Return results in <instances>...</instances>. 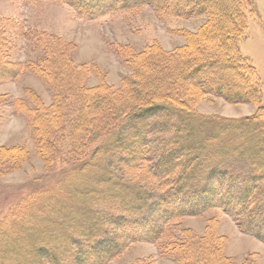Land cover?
<instances>
[{
	"label": "trees",
	"instance_id": "obj_1",
	"mask_svg": "<svg viewBox=\"0 0 264 264\" xmlns=\"http://www.w3.org/2000/svg\"><path fill=\"white\" fill-rule=\"evenodd\" d=\"M20 1L30 4L40 0ZM55 1L90 20L149 6L162 16H203L207 22L196 32L185 34L187 42L173 51L155 43L141 52H131L125 59L134 73L123 78L119 88L107 87L101 80L98 87L84 90H78V82L76 86L66 84L63 66H70L74 76L92 70L73 65L68 55L70 46L57 43V48L45 47L50 40L42 36L35 41L45 54L43 58L12 65L7 61L0 30V83L28 72L51 84L54 99L50 106L31 88L24 89V97L12 100L14 111L33 129L37 151L38 146L44 149L40 143L45 137L51 153H60L56 133L70 110L83 128L91 130L84 134L82 158L88 156L91 144L98 142L90 159L103 156L108 160L110 167L109 163L105 166L113 178L106 183L115 188L114 200L108 205H113L117 213L105 214L91 205L88 211L84 209L67 220V227L56 219L51 232L41 231L37 248H30V256L35 258L31 264H110L128 242L155 243L161 255L173 257L177 264H233L224 252L223 238L211 227L202 237L192 238L187 230L181 240L167 235L181 218L202 214L216 204L235 217L243 232L264 242V148L253 147L264 144L263 84L252 61L240 50L248 27L245 9L253 14L254 1ZM6 97L0 94V107ZM216 98L256 109L238 120L197 110L201 101ZM41 119L47 123L43 136L38 123ZM28 156L24 147L0 146V166H16ZM113 162L120 166L119 175L110 169ZM102 193L95 190L92 194L106 204ZM98 201L94 200L95 204L103 206ZM85 212L93 221L86 222L90 231L95 230L77 235V241L73 231H78L69 222H78L77 217ZM101 229L103 236L96 239L100 233L95 232ZM56 242L63 246L48 248L49 243ZM193 247L199 249L204 260L190 253ZM185 251L190 255L183 257ZM0 264L8 263L2 259Z\"/></svg>",
	"mask_w": 264,
	"mask_h": 264
},
{
	"label": "rangeland",
	"instance_id": "obj_2",
	"mask_svg": "<svg viewBox=\"0 0 264 264\" xmlns=\"http://www.w3.org/2000/svg\"><path fill=\"white\" fill-rule=\"evenodd\" d=\"M253 1L254 13L245 9L248 27L246 38L240 43V50L259 73L264 105V0ZM206 22L207 18L203 16H162L149 6L135 12H118L90 20L79 16L72 7L55 0H40L30 4H23L20 0H0V30H3L2 39L9 64L43 58L45 54L35 41L42 36L50 40L44 43L45 47L57 48L60 45L57 43H64L70 46L68 55L73 65L92 69L87 75L80 73L74 76L70 66L62 67L68 81L66 84L76 86L75 82H78V90L96 88L101 80L107 87L119 88L123 78L134 73L130 61L125 59L131 52H141L155 43L164 50L173 51L187 42L185 34L196 32ZM36 35H39L38 39L34 38ZM37 42L43 44L42 41ZM48 84L46 79L43 82L28 72L14 80L0 83V94L7 95L5 104L0 107V146L24 147L29 155L28 159L16 166H0V260H6L8 264L34 263L30 248H37L41 231L45 229L51 232L52 222L58 218L59 224L64 222L63 225L67 227V220L76 218L84 209L88 211L91 205L100 207V211L105 214H108L107 211L112 214L116 212L113 205H108L114 200L115 193L114 185L106 183L113 178L108 170L110 163L103 156L90 159L99 143L95 141L91 144L85 159L81 156V146L86 141L84 134L91 130L83 128L75 119L76 116L67 110L63 127L56 133L60 153H51L45 137L40 143L44 149L38 146L37 151L33 129L29 128L24 116L14 111L12 100L24 97L25 88H31L46 106H50L54 97L49 88L51 84ZM255 109L253 105L231 104L222 98L213 101L205 99L197 105V110L204 115H218L229 120L248 117ZM13 119L22 124L21 130L14 133L7 128ZM98 119L103 123L101 114H98ZM38 123L42 126L40 131L43 136L47 123L44 119ZM253 147L264 148V144ZM107 163L108 169L105 166ZM110 169L118 175L122 173L117 162H113ZM95 190L105 194L101 196L107 198L104 199L106 204L96 200L97 197L92 194ZM94 200L103 206L95 204ZM77 219L78 222L73 223L71 220L69 223L78 231H73L74 239L78 241L77 235L95 229L90 231L86 222L91 224L93 221L86 212ZM210 227L223 238L224 252L232 258L233 264H243L245 261L248 264H264V242L243 232L235 217L225 213L219 204L202 214L181 218L167 235L181 240L182 232L187 230L192 238L195 235L202 237ZM103 231L95 232L100 233L96 239L103 236ZM60 245L63 246L59 242L49 243L48 248L55 249ZM193 248L190 253L199 256V249ZM159 251L155 243L128 242L124 251L110 264H177L173 257L163 256ZM183 253V257L190 255L187 251ZM199 257L205 259L204 256Z\"/></svg>",
	"mask_w": 264,
	"mask_h": 264
},
{
	"label": "clouds",
	"instance_id": "obj_3",
	"mask_svg": "<svg viewBox=\"0 0 264 264\" xmlns=\"http://www.w3.org/2000/svg\"><path fill=\"white\" fill-rule=\"evenodd\" d=\"M7 128L9 130V132H18L21 130L22 128V124L20 121L13 119L12 121L9 122V124L7 125Z\"/></svg>",
	"mask_w": 264,
	"mask_h": 264
}]
</instances>
